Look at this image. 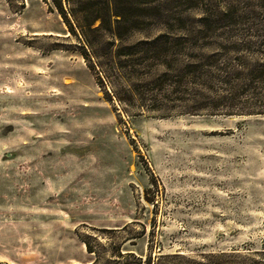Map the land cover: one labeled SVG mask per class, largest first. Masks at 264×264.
Segmentation results:
<instances>
[{
  "label": "rangeland",
  "instance_id": "rangeland-1",
  "mask_svg": "<svg viewBox=\"0 0 264 264\" xmlns=\"http://www.w3.org/2000/svg\"><path fill=\"white\" fill-rule=\"evenodd\" d=\"M261 74L264 0H0V264H264Z\"/></svg>",
  "mask_w": 264,
  "mask_h": 264
},
{
  "label": "trees",
  "instance_id": "trees-1",
  "mask_svg": "<svg viewBox=\"0 0 264 264\" xmlns=\"http://www.w3.org/2000/svg\"><path fill=\"white\" fill-rule=\"evenodd\" d=\"M58 7H59V9H61V5L60 4H58ZM257 82L260 83V84H264V75H262V74L259 75Z\"/></svg>",
  "mask_w": 264,
  "mask_h": 264
}]
</instances>
